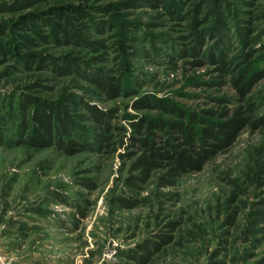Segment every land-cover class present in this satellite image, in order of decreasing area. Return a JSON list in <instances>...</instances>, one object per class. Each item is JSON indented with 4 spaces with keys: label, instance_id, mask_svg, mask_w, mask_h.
I'll list each match as a JSON object with an SVG mask.
<instances>
[{
    "label": "rangeland",
    "instance_id": "1",
    "mask_svg": "<svg viewBox=\"0 0 264 264\" xmlns=\"http://www.w3.org/2000/svg\"><path fill=\"white\" fill-rule=\"evenodd\" d=\"M29 1L0 0L9 9L0 12V264H139L141 245L165 236L171 243L146 264H264V78L244 99L233 86L244 70L264 73V0ZM206 29L217 38L202 51L224 50L223 77L209 60L181 57ZM73 34L82 43L64 44ZM66 57L84 76L53 73L50 63ZM96 71L123 73L127 93L107 100L87 79ZM70 97L118 110L114 123L127 131L135 117L179 122L178 109L209 121L242 108L255 125L175 187L162 188L157 173L134 193L126 147L67 156L30 144L25 98L64 107L93 141L95 126ZM138 99L160 108L136 111ZM120 198L139 205L125 209Z\"/></svg>",
    "mask_w": 264,
    "mask_h": 264
},
{
    "label": "trees",
    "instance_id": "2",
    "mask_svg": "<svg viewBox=\"0 0 264 264\" xmlns=\"http://www.w3.org/2000/svg\"><path fill=\"white\" fill-rule=\"evenodd\" d=\"M36 1L30 0L23 6L29 8ZM19 7L14 9L19 10ZM7 11H9L8 6L0 7L1 13ZM194 13L200 14L198 5ZM66 33L69 34L70 31H66ZM198 34L199 40L195 46L192 49H184L181 57H194L195 60L191 64L194 67H203L209 60L212 64L218 65L217 72L221 73L222 77L227 75L230 66L229 61L225 58L224 50L215 53L213 50H209L207 54L202 51L207 38L215 39L217 35H213L208 29L200 31ZM69 43L80 44L82 41L77 34H73L64 41V44L69 45ZM54 61L49 66L53 73L61 77L84 76L79 59L66 57ZM88 67L89 65L85 63V68ZM241 74L238 79L233 81V86L244 99L252 92L254 85L264 78V73L262 71L251 73L247 69ZM87 79L109 101H115L127 93L125 92L127 90L123 73L116 71L108 74L96 71ZM133 95L136 93H130L128 96L132 97ZM68 102L70 107L83 111L79 117L82 122L89 121L95 126L96 132L91 135L93 141L88 140L89 137H84L86 133L83 131L85 133L83 134L82 130L68 117L64 107H53L45 103L35 105L25 98L23 111H26L27 115H23L21 127L24 130H32L29 137L30 144L40 149L56 147L67 156L87 151L116 152L118 145L126 147L128 151H132L122 154V157L132 162V170L125 183L134 193L140 190V184H146L157 173L160 174L159 184L162 188L175 187L182 176L203 170L210 160L237 142L242 130L248 125H255L249 117L245 116V111L242 108L224 112L219 115L220 120L211 119L209 121L199 120L195 114L187 117L186 112L178 109V111L174 110L173 114L180 118L179 122L167 123L135 117L127 121L131 128L130 131H127L126 128L119 127L114 123L118 110H101L88 100L79 97H70ZM132 108L136 111H148L160 107L138 99L132 104ZM29 113L30 115H28ZM209 114L213 116L212 118L215 117L213 112H209ZM118 135L121 137L120 140L117 139ZM125 141L129 142L126 146ZM82 185L92 190L95 188L90 179ZM60 199L61 202L67 204V201ZM118 200L123 208L129 210L135 209L139 205L138 201L132 199L120 198ZM78 214L82 219L86 218L84 210L80 209ZM171 241L169 236H165L160 243L141 245V249L146 254H141L134 260L139 264L148 263L155 252H160Z\"/></svg>",
    "mask_w": 264,
    "mask_h": 264
}]
</instances>
